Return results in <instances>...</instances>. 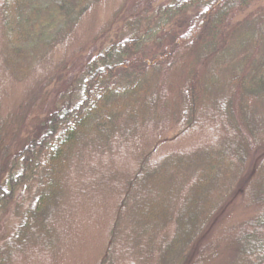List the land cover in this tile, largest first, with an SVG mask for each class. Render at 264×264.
<instances>
[{
	"label": "rangeland",
	"instance_id": "obj_1",
	"mask_svg": "<svg viewBox=\"0 0 264 264\" xmlns=\"http://www.w3.org/2000/svg\"><path fill=\"white\" fill-rule=\"evenodd\" d=\"M60 1L33 0L29 6L38 8L34 19L40 20L39 28L20 39L5 37L0 12L3 186L6 159L34 138L43 120L60 104L61 95L73 89L89 56L113 42L152 31L130 56L149 59L184 31L198 10L188 7L164 14L163 7L175 0H98L86 4L77 19L65 23ZM229 2L226 12L208 26L197 44L181 48L151 73L148 92H162L164 117L159 127L147 122V114L139 117V113L134 122L122 116L112 132L109 148L82 149V155L78 154L79 147L74 150L63 179V194L48 209L49 233L29 236L23 244L8 248L33 206L37 184L34 181L16 191V197L0 216V255H6V264H99L123 196L121 179L136 169L141 151H150L151 160L158 161L168 154L189 157L194 152L208 155L217 149L226 151L230 159L234 154L245 157L242 171H232L228 178L234 177V185L216 196L217 205L209 212L204 229L185 250L165 257L160 243L155 255L157 259L162 256V264L233 263L246 222L264 204L255 199L249 186L244 187L246 180L257 174V164L264 158V0ZM36 12L29 10V17ZM40 30L45 34H38ZM191 74L195 75L194 83L200 82L204 97L198 123L186 127L183 120L176 119V112L172 113L182 106ZM230 96L232 115L226 105ZM229 118L234 119L235 127ZM129 127H137L135 133L122 135ZM259 175L264 177V171ZM129 225L124 220L123 230L127 231ZM173 229L174 222H169L160 230L171 235ZM115 264L141 262L123 254Z\"/></svg>",
	"mask_w": 264,
	"mask_h": 264
},
{
	"label": "trees",
	"instance_id": "obj_2",
	"mask_svg": "<svg viewBox=\"0 0 264 264\" xmlns=\"http://www.w3.org/2000/svg\"><path fill=\"white\" fill-rule=\"evenodd\" d=\"M96 1L61 0L59 7L65 23L77 19L86 4ZM31 2L33 0H2L0 12L7 39H20L37 32L40 20L34 17L39 11L36 6H29ZM229 5V0H175L163 7L164 14L181 12L188 7L198 10L189 19L186 29L163 51L149 59L130 58L152 34L145 31L113 42L87 58L73 89L61 95L60 104L43 120L34 138L6 159L7 177L5 185H0V216L19 188L34 181L37 184L33 206L26 212L8 248L23 244L29 236L49 233L48 209L63 194V179L70 169L74 150L79 147L78 154L82 155V149L109 148L112 132L118 128L117 120L122 116L134 122L139 113V117L147 114V122L159 127L164 117L162 92L147 90L155 66L171 60L181 48L197 44L208 26L223 15ZM27 9L37 12L29 17ZM40 33L45 34L41 30ZM193 78L195 75L191 74L185 85L182 106H177L172 113L176 112V119L183 120L186 127L198 123L204 97L200 82L195 80L194 83ZM232 98L230 96L226 103L231 115ZM228 122L235 127L234 119L229 118ZM132 128H127L122 135L132 136L137 127ZM224 152L227 153L222 149L208 155L194 152L189 157L168 154L152 161L150 151H141L136 169L121 179L123 196L99 264H115L117 257L123 254L141 264H162V256L157 259L155 255L160 243L165 257L185 250L204 229L209 212L217 205L216 196L223 195L234 185V177L229 180L230 173H240L243 169V155L234 154L230 159ZM262 162L257 164V174L249 177L244 186L251 188L258 202H264V177L259 175L264 171ZM258 168L263 169L258 173ZM112 178L115 180L117 176ZM124 220L130 224L127 231L123 230ZM169 222H174L171 235L160 230ZM239 242L242 245L232 264H264V204L246 222ZM185 256L181 257L183 261ZM0 264H6L5 254L0 255Z\"/></svg>",
	"mask_w": 264,
	"mask_h": 264
}]
</instances>
